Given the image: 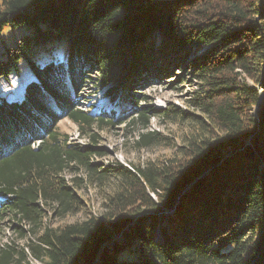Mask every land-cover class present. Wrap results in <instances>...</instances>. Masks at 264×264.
<instances>
[{"label":"trees","instance_id":"trees-1","mask_svg":"<svg viewBox=\"0 0 264 264\" xmlns=\"http://www.w3.org/2000/svg\"><path fill=\"white\" fill-rule=\"evenodd\" d=\"M7 29L18 36L0 77L24 61L32 80L20 100L0 102V225L25 228L21 247L0 240V264H264V0H0L1 40ZM60 41L65 62L39 65ZM195 45L208 52L188 62ZM173 68L179 83H198L187 103L197 114L139 106ZM85 91L128 106L143 130L151 118L192 125L182 161L93 164L104 157L96 132L124 115L80 110ZM62 120L86 146L69 143ZM107 184L103 212L84 213L82 186ZM80 213L69 225L48 219Z\"/></svg>","mask_w":264,"mask_h":264},{"label":"rangeland","instance_id":"rangeland-1","mask_svg":"<svg viewBox=\"0 0 264 264\" xmlns=\"http://www.w3.org/2000/svg\"><path fill=\"white\" fill-rule=\"evenodd\" d=\"M16 33L4 31L0 39V60L4 59V47L12 44V37H17ZM66 42L60 41L49 47L47 50H41L37 54V62L39 65L49 60L65 62L66 53ZM190 56L186 61H190L195 57L203 55L208 52V48L195 45L191 50ZM17 70H12L11 73L6 77H0V102H14L20 100L23 96L26 85L32 80L28 66L24 61L18 62ZM181 67V65H179ZM174 72V78L161 79L160 82L152 84L151 87L146 89L143 94L147 98V101L140 103L139 106L146 109L152 107L158 112L165 111L170 107L179 109L180 111H186L190 114H197L193 110L189 109L188 101L194 92H198V83L189 78L186 81L179 83L178 71L175 68L172 69ZM86 97L85 101L78 102L79 109L82 111L90 110V106L95 107L94 113L100 114L101 111L107 116H113L123 114V120L120 123H116L113 127L104 129L103 131L96 132L97 134V145L95 146L97 151H102L104 157L93 158L92 163L101 165L103 167L109 166L114 162L122 166H138L145 162H161V161H175L178 163L182 161V154L179 153V149L185 144L186 138L192 130V125H187L183 121L170 122L167 119L162 118H151L149 120V126L147 130H143L140 127L139 122L133 118L134 122H131L132 113L130 108L124 104L120 107H113V104H109L106 98L103 96L101 91H85L82 93ZM112 106L113 109L108 112V107ZM92 111V110H91ZM113 111V112H112ZM113 113V114H112ZM103 114V112H102ZM58 130L62 135H65L71 144L85 145L84 140H80L77 133L76 126L68 120H62L58 124ZM146 133H155V139H158L156 143L152 140L149 142V146L146 148H139L136 141L139 136ZM153 135V134H152ZM227 152H223L224 155ZM207 172L204 173V175ZM190 185L184 190L183 194L188 192ZM113 187L107 184L104 187L98 188L96 185L82 186L78 195L83 202V212L92 216L100 215L102 211V202L104 197L113 191ZM172 210H165L160 216L157 217V227L154 232L155 238H157L158 230H167V218L172 214ZM50 224L53 227L63 226L66 224H73L78 221H82L83 213L66 217L65 219L57 220L48 215ZM5 221L0 225V240L2 243L10 242L18 246H23L24 241L19 240L17 229L21 228L22 225H16V223ZM23 228V227H22ZM25 229V228H23ZM30 234L27 233V236ZM31 237V235L29 236ZM120 238V237H119ZM117 238L116 240H118ZM125 259L128 262L135 261V254H129L127 258H119L120 260ZM32 264H41L33 261L31 258L28 259Z\"/></svg>","mask_w":264,"mask_h":264},{"label":"water","instance_id":"water-1","mask_svg":"<svg viewBox=\"0 0 264 264\" xmlns=\"http://www.w3.org/2000/svg\"><path fill=\"white\" fill-rule=\"evenodd\" d=\"M228 151V150H227ZM231 155V153H225L224 155H223V157L221 158V160H224V159H226V158H228L229 156ZM165 211V210H164ZM121 235H118V236H115L114 237V241L117 239V238H119Z\"/></svg>","mask_w":264,"mask_h":264}]
</instances>
